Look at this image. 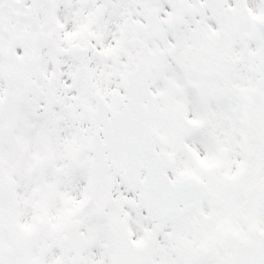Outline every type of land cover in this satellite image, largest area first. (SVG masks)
<instances>
[{"label":"snow or ice","instance_id":"6c2138e0","mask_svg":"<svg viewBox=\"0 0 264 264\" xmlns=\"http://www.w3.org/2000/svg\"><path fill=\"white\" fill-rule=\"evenodd\" d=\"M0 264H264V0H0Z\"/></svg>","mask_w":264,"mask_h":264}]
</instances>
